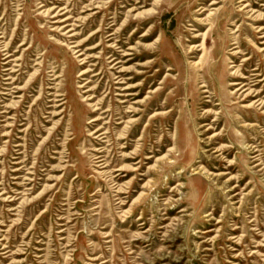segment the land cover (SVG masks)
<instances>
[{"label": "rangeland", "instance_id": "rangeland-1", "mask_svg": "<svg viewBox=\"0 0 264 264\" xmlns=\"http://www.w3.org/2000/svg\"><path fill=\"white\" fill-rule=\"evenodd\" d=\"M0 28V264H264V0H0Z\"/></svg>", "mask_w": 264, "mask_h": 264}, {"label": "bare ground", "instance_id": "bare-ground-1", "mask_svg": "<svg viewBox=\"0 0 264 264\" xmlns=\"http://www.w3.org/2000/svg\"><path fill=\"white\" fill-rule=\"evenodd\" d=\"M243 1V0H242ZM216 2L215 1H213L212 2V4L211 5H213V4H215ZM246 7V4L242 7V8H245ZM2 28H0V30H1ZM5 34V30L3 31V32H1L0 31V44H2V39H5V36H6V34ZM119 44V43H118ZM10 43H5L4 45H3V47H4V49H3V51H4V58H3V60H7L4 64H6L7 66L8 65H10V63H11V61L12 60H10V58L11 57H13V56H15V54H11L10 53ZM121 48H123L124 47V45H121L120 46ZM121 51H124V53H123V56H130V55H133L131 52H128L127 50H121ZM121 58H124V57H121ZM132 59L131 58H127L126 60H125V63L126 62H129V61H131ZM118 63H121V60H118V62H117V64ZM11 69H13V68H11ZM5 70H10V67H7ZM18 71H20V69L19 70H17V69H13L9 74H7L8 76H7V78H6V80H10V79H13V84H16L19 80H20V77H11V76H14L15 74L14 73H16V72H18ZM246 79V78H245ZM237 84H239L240 86L237 88V91H241V93H245V92H247V91H249L250 92V87H249V84H247V83H240V82H233L232 83V85H237ZM9 85H11V83H9ZM201 87H207L206 85H205V83H203L202 84V86ZM21 90V88H18V91H20ZM204 92H209V90L208 89H205V91ZM248 92V93H249ZM128 95V94H127ZM253 103H251L250 105H252ZM96 109H98V108H96ZM99 120V118H95V119H92V121H98Z\"/></svg>", "mask_w": 264, "mask_h": 264}]
</instances>
